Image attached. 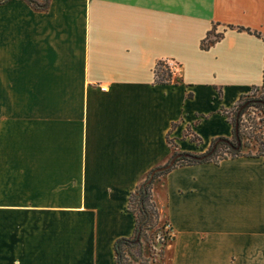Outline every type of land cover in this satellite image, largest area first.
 Here are the masks:
<instances>
[{"label":"crops","instance_id":"obj_1","mask_svg":"<svg viewBox=\"0 0 264 264\" xmlns=\"http://www.w3.org/2000/svg\"><path fill=\"white\" fill-rule=\"evenodd\" d=\"M263 84L264 0L0 5V264H115L130 194L231 138L219 112ZM153 195L173 239L150 264H264V157L177 168Z\"/></svg>","mask_w":264,"mask_h":264},{"label":"trees","instance_id":"obj_2","mask_svg":"<svg viewBox=\"0 0 264 264\" xmlns=\"http://www.w3.org/2000/svg\"><path fill=\"white\" fill-rule=\"evenodd\" d=\"M12 0H0V5L6 4ZM27 5L37 11H47L50 0H22ZM228 29H236L238 32H246L249 35L261 38L257 33L250 29L234 28L229 26ZM224 37L223 34L217 35L215 27L202 42V50H209L210 47L219 42ZM155 82L158 85H169L172 82L173 71L168 61H160L155 67ZM264 90V84L260 88H254L249 95H243L238 102L231 106L230 109H222L219 113L224 116L227 122L232 126V137H219L212 140L208 150L204 153H182L175 150L171 160L164 166L152 170L146 180L130 194L126 212L134 218V232L131 237L119 238L114 243L115 264H133V261L140 264H150L152 260L144 258V242L148 241L146 232L151 230L159 221L160 213L154 200L153 185L156 180L171 171L183 166H195L212 163L219 165L222 161L237 159L241 157H264V140L257 136H248L245 130L243 116L247 109L251 107L264 109V101L256 98L255 93ZM221 95V92H219ZM230 113H234L230 117ZM190 132V131H189ZM191 141L197 146L201 140L192 136ZM172 148H176L172 142H169ZM251 143L256 144V154H246L245 150L249 149ZM170 231L171 226L169 225ZM164 246L173 239L169 233L163 235ZM163 254V253H162ZM151 259V257H150Z\"/></svg>","mask_w":264,"mask_h":264},{"label":"rangeland","instance_id":"obj_3","mask_svg":"<svg viewBox=\"0 0 264 264\" xmlns=\"http://www.w3.org/2000/svg\"><path fill=\"white\" fill-rule=\"evenodd\" d=\"M256 98H260L264 101V90H260L255 93ZM234 113H230V117H233ZM243 122L245 130L248 133V136H257L261 137L264 140V109L251 107L247 109L245 115L243 116ZM256 144L251 143L249 149L245 150V153L256 154L257 148L254 147ZM169 233L171 234L169 223L165 220H162L161 217L158 223L151 229L146 232L148 241L144 242V252L145 250L149 251L150 257L147 258L144 255V258L152 260L156 259L158 256L163 255L165 247L163 243V235ZM172 235V234H171ZM133 264H140L139 262L133 261Z\"/></svg>","mask_w":264,"mask_h":264},{"label":"built area","instance_id":"obj_4","mask_svg":"<svg viewBox=\"0 0 264 264\" xmlns=\"http://www.w3.org/2000/svg\"><path fill=\"white\" fill-rule=\"evenodd\" d=\"M169 66H170L171 68H173V67H174V65H173L172 63H170V62H169Z\"/></svg>","mask_w":264,"mask_h":264}]
</instances>
